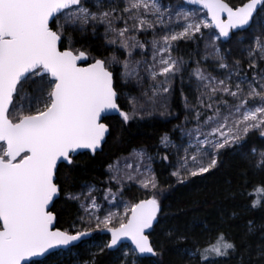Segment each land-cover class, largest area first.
I'll return each mask as SVG.
<instances>
[{"label": "snow or ice", "instance_id": "6c2138e0", "mask_svg": "<svg viewBox=\"0 0 264 264\" xmlns=\"http://www.w3.org/2000/svg\"><path fill=\"white\" fill-rule=\"evenodd\" d=\"M177 91L180 137L164 132L158 153L176 184L244 165L235 191L225 181L218 226L175 222L143 146L114 156L101 182L78 181L77 156L122 142L131 122L173 117ZM254 135L264 140V0H0V264H97L106 252L117 264H166L169 253L264 264V223L223 230L240 217L224 203L237 195L264 212V180L247 179L264 174Z\"/></svg>", "mask_w": 264, "mask_h": 264}, {"label": "trees", "instance_id": "16d2710c", "mask_svg": "<svg viewBox=\"0 0 264 264\" xmlns=\"http://www.w3.org/2000/svg\"><path fill=\"white\" fill-rule=\"evenodd\" d=\"M233 5H239L241 0H230ZM229 45H224V47ZM181 49L186 47L182 42ZM193 45L187 44V51L191 52ZM182 54V53H181ZM123 104V100L121 101ZM173 111H175L178 118L160 119L148 118L145 121L131 122L121 133L122 142H118L113 137L108 138L107 144L104 145V151L97 156L92 157L90 154L77 156L76 159L79 163L78 168V181L101 182L105 176L106 163L109 162L114 156L120 154H127L132 147H146L150 155L156 156L154 162V170L161 181L162 186L165 188V198L163 200L165 211L174 215L176 223L181 225L190 224L194 218L198 221L206 223L209 227L213 225H220L221 220L219 216V207L224 197L228 195L226 191L228 185L225 183L227 180L232 181V190L238 188V181L240 180L239 172L244 167L242 162L232 160L231 167L224 168L222 171L217 172L215 175L207 176L203 179H194L190 183L178 185L175 178L170 176L172 171L168 167L170 161H161L158 153H163L165 150L159 145V138L164 132L171 133L173 138L178 137V131H172L173 126L179 124L184 113L183 101L180 97L179 91L176 92L172 100ZM114 122V119H113ZM116 129H114L115 135ZM255 144L259 145L264 143L257 137L251 139ZM174 162V158H172ZM252 183H258L264 180V174L256 173L250 174L247 177ZM225 204L231 209L233 205L236 210L240 211V217L233 221L224 224V229L229 234L242 235L245 231V224L248 219H254L257 225L264 223V212L247 211L240 207L244 203V199L237 195L235 201L229 199L224 201ZM74 211V209H73ZM69 219L65 214L62 220V226L68 227L66 221ZM207 233L201 232V223H197L195 227V235L203 241ZM214 235V233H213ZM110 237L100 233L95 234L97 242L106 241ZM251 242L255 245L260 242V234L251 237ZM80 255L82 258L87 259L86 251L81 248ZM115 252H106L97 258V264H117ZM166 264H185V262L174 253L166 254ZM64 264H71V262H64ZM223 264H236V261L230 260L223 262Z\"/></svg>", "mask_w": 264, "mask_h": 264}, {"label": "rangeland", "instance_id": "374dc122", "mask_svg": "<svg viewBox=\"0 0 264 264\" xmlns=\"http://www.w3.org/2000/svg\"><path fill=\"white\" fill-rule=\"evenodd\" d=\"M163 2L164 3H167L168 2V0H163ZM173 2H175V0H173ZM101 32L103 31V29H101L100 30ZM182 43V42H181ZM190 43V42H189ZM191 44V43H190ZM227 47H229V46H226L225 48H227ZM203 48V44L201 43V49ZM172 100H173V98H172ZM172 100L170 101V103H171V108H170V110L172 111V113H173V117H167V118H165V117H161V116H159V115H156V116H154V117H152V118H160V119H174L175 117H177V115H176V113H175V111H173V106H172ZM184 115H185V112L183 113V116H182V119H181V121L179 122V123H181L183 120H184ZM176 131H178V137H177V139L176 138H173L174 140H179V137H180V132H179V130L177 129ZM255 137H257V136H252L251 137V139H253V138H255ZM258 138V137H257ZM153 157H154V159L152 160V166H153V168H154V162L156 161V156H154L153 155ZM99 242H102V241H99ZM66 262H71V264H75V261H74V259H68V260H65Z\"/></svg>", "mask_w": 264, "mask_h": 264}, {"label": "water", "instance_id": "95a60500", "mask_svg": "<svg viewBox=\"0 0 264 264\" xmlns=\"http://www.w3.org/2000/svg\"><path fill=\"white\" fill-rule=\"evenodd\" d=\"M193 7H195V6H193Z\"/></svg>", "mask_w": 264, "mask_h": 264}]
</instances>
